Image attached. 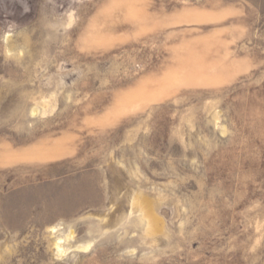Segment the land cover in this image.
<instances>
[{
	"label": "rangeland",
	"instance_id": "obj_1",
	"mask_svg": "<svg viewBox=\"0 0 264 264\" xmlns=\"http://www.w3.org/2000/svg\"><path fill=\"white\" fill-rule=\"evenodd\" d=\"M0 264H264V0H0Z\"/></svg>",
	"mask_w": 264,
	"mask_h": 264
},
{
	"label": "clouds",
	"instance_id": "obj_2",
	"mask_svg": "<svg viewBox=\"0 0 264 264\" xmlns=\"http://www.w3.org/2000/svg\"><path fill=\"white\" fill-rule=\"evenodd\" d=\"M25 11H27V9H25Z\"/></svg>",
	"mask_w": 264,
	"mask_h": 264
}]
</instances>
